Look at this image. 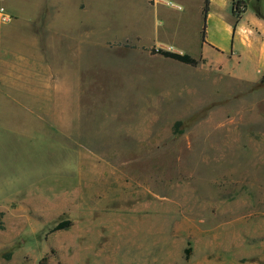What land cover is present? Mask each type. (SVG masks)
<instances>
[{"label": "rangeland", "instance_id": "374dc122", "mask_svg": "<svg viewBox=\"0 0 264 264\" xmlns=\"http://www.w3.org/2000/svg\"><path fill=\"white\" fill-rule=\"evenodd\" d=\"M43 1L0 0L11 16L0 26L17 14V25L35 23ZM47 1L60 10L61 63H83L82 121L74 122V141L62 136L43 151L48 138L37 148L13 136L0 145L9 186L38 180L44 189L11 212L7 226L0 212L8 239L0 259L247 264L251 219L264 217V83L181 63L133 65L130 44L113 40L140 33L142 43L157 42L165 25L162 13H141L136 0H87L84 13L80 0Z\"/></svg>", "mask_w": 264, "mask_h": 264}, {"label": "crops", "instance_id": "0c3cea01", "mask_svg": "<svg viewBox=\"0 0 264 264\" xmlns=\"http://www.w3.org/2000/svg\"><path fill=\"white\" fill-rule=\"evenodd\" d=\"M83 2L86 4L84 7L81 5ZM136 2L141 5L138 8L141 13L159 16L162 13L165 25L161 26L164 31L157 42L142 43L140 33H136L134 40H113L112 43L130 44L125 48L132 54L133 65L180 63L150 52L152 48L165 49L191 55L199 61L197 70L208 68L237 81L264 83V18L257 16L252 5L238 18L233 12V0H209L206 17L203 15L205 0ZM259 2L264 11V0ZM40 3L45 5V11L43 9L35 23L31 18V23L17 25V14L10 24L0 26V145L4 147L8 146L12 136L35 148L42 143L41 139L48 138L49 141L42 143L43 148H37L41 151L46 142H59L62 136L68 143L74 141L70 134L74 132V122L82 121L79 101L83 63H69L70 59L61 63L57 40L61 39L62 33L56 23L59 7L47 0ZM50 4L55 5L53 14L49 10ZM77 8L79 13H84L89 2L80 0ZM169 15L178 21L169 19L166 22ZM204 25L205 38L202 34ZM109 42L105 40L107 46ZM71 67L78 68L77 75L72 74ZM61 147L69 149L72 145L63 144ZM58 161L57 157L55 163ZM42 162L44 164L46 160L42 159ZM49 163L53 165V158ZM55 169L59 172L58 167ZM6 170L7 163L3 162L0 165V212H7L5 226L11 212L27 209L28 196L44 194L38 180L24 190L20 187L21 182L11 183V188L3 178ZM250 228V240L244 245L247 264H264V217L251 219ZM7 242L8 239L0 236V245ZM11 261L0 259V264H12Z\"/></svg>", "mask_w": 264, "mask_h": 264}, {"label": "trees", "instance_id": "16d2710c", "mask_svg": "<svg viewBox=\"0 0 264 264\" xmlns=\"http://www.w3.org/2000/svg\"><path fill=\"white\" fill-rule=\"evenodd\" d=\"M255 2V3H253ZM249 5H252L257 16L264 18V11L263 8L259 2V0H233V12L234 14L239 18L249 7ZM209 9V0H205V5L203 8V15L206 17V14ZM203 38H205L206 30L205 25L202 31ZM151 54H158L164 58L174 60L177 62H180L181 64L188 65L191 67H196L199 64V61L193 58L191 55L187 53H179L176 51H170L165 49H156L152 48L150 49ZM66 227V224L59 225V229ZM4 228V222H3V213H0V230ZM46 258H43L39 264H45Z\"/></svg>", "mask_w": 264, "mask_h": 264}, {"label": "built area", "instance_id": "2783aa9c", "mask_svg": "<svg viewBox=\"0 0 264 264\" xmlns=\"http://www.w3.org/2000/svg\"><path fill=\"white\" fill-rule=\"evenodd\" d=\"M0 18L3 24H7L11 20V16L4 11L0 12Z\"/></svg>", "mask_w": 264, "mask_h": 264}, {"label": "bare ground", "instance_id": "6f19581e", "mask_svg": "<svg viewBox=\"0 0 264 264\" xmlns=\"http://www.w3.org/2000/svg\"><path fill=\"white\" fill-rule=\"evenodd\" d=\"M147 134H148V133H147ZM133 233H134V232H133ZM133 233H132V234H133Z\"/></svg>", "mask_w": 264, "mask_h": 264}]
</instances>
